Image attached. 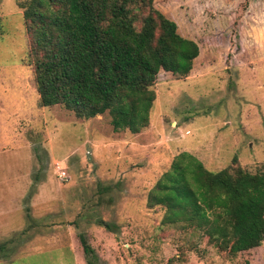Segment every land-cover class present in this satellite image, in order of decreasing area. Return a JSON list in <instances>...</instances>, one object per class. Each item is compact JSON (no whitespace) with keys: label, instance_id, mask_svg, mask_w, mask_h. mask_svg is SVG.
<instances>
[{"label":"rangeland","instance_id":"rangeland-1","mask_svg":"<svg viewBox=\"0 0 264 264\" xmlns=\"http://www.w3.org/2000/svg\"><path fill=\"white\" fill-rule=\"evenodd\" d=\"M21 1L0 0V222L40 239L19 264H90L81 235L93 264H264V246L232 256L148 204L183 151L213 171L264 169V0H156L201 54L186 77L160 71L138 133L40 104Z\"/></svg>","mask_w":264,"mask_h":264},{"label":"trees","instance_id":"trees-1","mask_svg":"<svg viewBox=\"0 0 264 264\" xmlns=\"http://www.w3.org/2000/svg\"><path fill=\"white\" fill-rule=\"evenodd\" d=\"M32 35L42 106L61 104L77 117L108 112L114 130L149 127L161 70L188 76L201 54L156 0H22ZM166 208L164 223L201 232L241 259L264 246V169H208L189 151L177 154L148 194ZM101 223L110 227L109 222ZM89 263L94 248L81 235Z\"/></svg>","mask_w":264,"mask_h":264},{"label":"crops","instance_id":"crops-1","mask_svg":"<svg viewBox=\"0 0 264 264\" xmlns=\"http://www.w3.org/2000/svg\"><path fill=\"white\" fill-rule=\"evenodd\" d=\"M30 229L31 227L25 226H7L0 222V264H19V258L25 248L40 241L38 232Z\"/></svg>","mask_w":264,"mask_h":264},{"label":"built area","instance_id":"built-area-1","mask_svg":"<svg viewBox=\"0 0 264 264\" xmlns=\"http://www.w3.org/2000/svg\"><path fill=\"white\" fill-rule=\"evenodd\" d=\"M60 175L63 177V178H66L67 176V171L66 170H62L61 172H60Z\"/></svg>","mask_w":264,"mask_h":264}]
</instances>
